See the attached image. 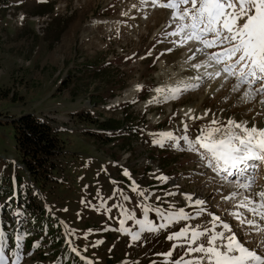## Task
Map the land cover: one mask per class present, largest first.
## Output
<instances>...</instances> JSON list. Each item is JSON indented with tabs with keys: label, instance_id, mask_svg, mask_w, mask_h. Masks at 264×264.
<instances>
[{
	"label": "rangeland",
	"instance_id": "374dc122",
	"mask_svg": "<svg viewBox=\"0 0 264 264\" xmlns=\"http://www.w3.org/2000/svg\"><path fill=\"white\" fill-rule=\"evenodd\" d=\"M138 4L140 0H0V175L5 178L0 224L7 221L5 227L12 231L18 218L26 224L18 225L15 244L0 230V251L8 264H80L71 247L92 264H162L164 257L158 254L174 243L166 237L183 224L144 233L134 242L118 231L126 219L122 212L133 217L123 227L136 232L135 220L151 221L144 206L194 214L197 209L189 207L184 194L206 201L209 212L231 224L246 246L256 248L260 237L246 236L225 211L233 210L231 202L221 198L239 189L217 181L182 137L195 140L213 119L255 117L258 125L264 123V116L257 115L264 110L259 98L245 102L243 89L231 90L234 80L204 79L203 73H212L204 68L195 72L198 83L189 82L194 72L184 70L192 63L183 67L180 57L190 45L178 48L170 42L177 38L164 37L172 31L167 27L170 10L144 6L139 17L143 7ZM156 11L164 14L159 20ZM213 83L223 86L213 89ZM190 84L199 87L178 98L165 101L157 92L153 95L159 87L167 95L168 88ZM137 85L140 90L124 99ZM25 114L47 124L59 139L55 171L36 182L21 163L11 126ZM164 133L174 139L153 142ZM13 189L19 204L8 201ZM38 210L37 218L27 217ZM209 219L204 214L188 223L204 225ZM62 232L67 246L64 236L55 242ZM182 254L178 248L172 259Z\"/></svg>",
	"mask_w": 264,
	"mask_h": 264
},
{
	"label": "snow or ice",
	"instance_id": "6c2138e0",
	"mask_svg": "<svg viewBox=\"0 0 264 264\" xmlns=\"http://www.w3.org/2000/svg\"><path fill=\"white\" fill-rule=\"evenodd\" d=\"M140 3L153 9L170 10L167 27L172 31L165 32L164 37L177 38L170 42L179 48L192 45L188 48L192 53L189 61L195 60L197 54L204 57L201 62L191 65L197 73L201 68H213L212 73H206L209 78L223 77L224 83L234 80L233 92L243 89L242 99L245 102L259 98L258 104L264 109V0H140ZM195 79L199 80L200 77ZM136 87L137 90L141 88L140 85ZM197 87L199 84L169 88L167 95L164 88L155 91L167 101ZM257 115L264 116V110ZM184 127L187 131V125ZM161 137L153 142L163 145L165 140L174 139L171 133L161 134ZM182 139L187 144V150L197 154L203 166L220 181L249 193L243 195L234 191L221 198L226 203L231 202L233 210L225 211L245 230L246 236L255 234L260 237L255 245L260 252L246 246L233 226L221 216L209 212L205 207L206 201L193 199L189 194H184V198L189 202V207L197 209L194 214L186 212L184 208L166 212L144 206L145 216L149 211H154L163 223L156 225L147 219L135 220L139 228L132 232L123 225L126 219L133 217L130 213L122 212L126 219L120 220L121 228L118 231L130 235L135 242L146 231L157 233L184 222L178 231L166 237L174 243L167 253L158 254L164 257L162 264H264V190L251 192L256 183L255 173L264 166V123L258 125L255 117L250 121L229 118L226 123L213 119L210 126L200 130L195 140H190L186 135ZM124 175H129L127 170ZM230 177L234 179L230 180ZM159 179L167 180L166 177ZM238 196L242 198L237 200ZM204 214L210 218L204 225L188 223ZM247 243L253 241L248 240ZM178 248L183 249V254L172 259ZM72 251L76 252V249L72 248ZM0 264H8L3 251H0Z\"/></svg>",
	"mask_w": 264,
	"mask_h": 264
},
{
	"label": "trees",
	"instance_id": "16d2710c",
	"mask_svg": "<svg viewBox=\"0 0 264 264\" xmlns=\"http://www.w3.org/2000/svg\"><path fill=\"white\" fill-rule=\"evenodd\" d=\"M1 96V95H0ZM15 148L19 154V158L25 171H28L35 182L41 180V174L52 173L55 171L54 159L56 157V151L59 147V139L47 124L41 122L39 119L32 116V114H25L13 120L11 123ZM100 126L106 127V123H102ZM40 175V179H38ZM2 174L0 175V195H5L1 188V183L4 181ZM2 196H0L1 198ZM21 198L18 197L17 202ZM10 201V200H8ZM1 210L3 205L0 207ZM26 211L28 212V209ZM42 210L38 212L33 211V213H28L27 217L37 218ZM58 232V231H57ZM57 234V233H56ZM60 235L57 234L55 242H59Z\"/></svg>",
	"mask_w": 264,
	"mask_h": 264
},
{
	"label": "bare ground",
	"instance_id": "6f19581e",
	"mask_svg": "<svg viewBox=\"0 0 264 264\" xmlns=\"http://www.w3.org/2000/svg\"><path fill=\"white\" fill-rule=\"evenodd\" d=\"M138 6H140V7H143L142 8V10L140 11V14H139V17H141V15L142 14H144L145 12H142V11H145V8H144V6L143 5H140V4H138ZM133 7V6H132ZM137 8H135V10H136ZM135 10H134V13H135ZM150 14V13H149ZM148 13H147V15H149ZM161 15H164L163 14V12L162 11H156L155 13H154V18L155 19H157V20H159V18H161ZM169 16V15H168ZM168 16L167 15H165V17H166V19H164V21H166L167 19H168ZM133 18H136V17H133ZM156 20V21H157ZM165 25V24H164ZM190 47H192V45H190ZM179 48V47H178ZM192 55V53L191 52H186L185 53V56L183 57V58H181L180 57V60L182 61L181 63H183V67H184V64L186 65V63H192V64H195V63H199V62H201L203 59H204V57L203 56H200L199 54H197V58L195 59V60H191V61H189V56H191ZM192 64H187V65H189V67L186 69V70H184V71H186L187 73L189 72L190 73V69H192L193 70V72L194 73H191L190 74V77L188 78V81L190 82V80H191V82L193 81V83H196V82H198V81H196V79H195V77H197V73H195L196 72V70L194 69V68H192L191 67V65ZM208 70H211V71H209V72H213L214 71V69L213 68H207ZM207 70V71H208ZM200 71H202V69H200ZM206 72V69L204 68L203 69V72ZM204 75H205V73H203ZM198 75H199V73H198ZM201 75V74H200ZM193 76H194V78H193ZM205 77H207V76H205ZM190 79V80H189ZM208 79V78H207ZM202 80H203V78H202ZM201 81V80H200ZM229 81V80H228ZM205 82V80H203V83ZM215 82V81H214ZM222 82H224V81H222ZM203 83H201V84H203ZM232 84V83H231ZM159 88H161V87H159ZM214 88H219V89H221V87H216L215 86V84L213 83V89ZM164 89H166V88H164ZM169 89V88H168ZM212 89V90H213ZM137 91V87L135 88V91L133 92V93H128V94H126V95H124L125 97H124V99H127V98H131L132 97V95L135 93ZM221 92V91H220ZM156 94V91H153V95H155ZM218 93H216L215 94V96H218L217 95ZM153 95H151V96H153ZM221 95V94H220ZM151 96L149 97V99L146 101V103H148L149 102V100L151 99ZM158 97H160V96H158ZM116 101H118V100H116ZM186 111H188V110H186V109H184L182 112H186ZM226 123V122H225ZM263 174H264V168H262V167H260L259 169H257V171H256V173H255V176H256V183H255V185L253 186V188L251 189V191H254V190H257V191H255V192H258V191H262L263 189H264V177H263ZM239 192H241V193H243V195H247V192H244V190L243 189H239ZM242 197L240 196V199H241ZM248 214V213H247ZM250 215V214H249ZM242 230L244 231V233H245V230L242 228ZM240 238V237H239ZM242 240V239H241ZM254 250H256V248H254ZM259 252H260V249L258 250Z\"/></svg>",
	"mask_w": 264,
	"mask_h": 264
}]
</instances>
